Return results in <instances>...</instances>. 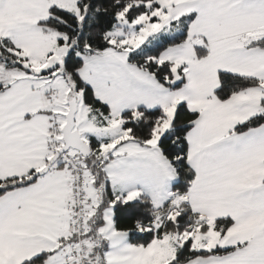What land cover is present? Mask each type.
Wrapping results in <instances>:
<instances>
[{"label": "snow or ice", "instance_id": "6c2138e0", "mask_svg": "<svg viewBox=\"0 0 264 264\" xmlns=\"http://www.w3.org/2000/svg\"><path fill=\"white\" fill-rule=\"evenodd\" d=\"M0 264H264V0H0Z\"/></svg>", "mask_w": 264, "mask_h": 264}]
</instances>
